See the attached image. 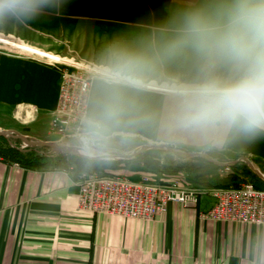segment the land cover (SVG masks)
Wrapping results in <instances>:
<instances>
[{
    "label": "crops",
    "instance_id": "0c3cea01",
    "mask_svg": "<svg viewBox=\"0 0 264 264\" xmlns=\"http://www.w3.org/2000/svg\"><path fill=\"white\" fill-rule=\"evenodd\" d=\"M0 25L1 34L16 35L39 50L59 56L75 52L107 68L118 63V47L112 43L118 42L119 35L143 43L150 37L149 33L118 30L113 42H105V34L96 31L91 34L92 46L89 33L83 31L80 40L79 33L71 32L74 28L57 27L55 30L61 31L49 43L28 39L13 21L0 18ZM155 30L150 27V31ZM157 30H162L159 40L151 35L146 44H134L128 51L137 52L133 57L150 58L151 65H165V72L154 75L149 66L139 80L185 83L196 79L200 68L192 57L160 55L174 30ZM104 44L107 47L103 51ZM91 49L88 54L86 50ZM32 55L0 51V129L46 141L53 137L49 122L57 106L58 72ZM123 94L128 99H121ZM113 104L125 108L135 130L129 135L213 157L224 155L225 160L244 156L264 170V134L250 142L219 146L210 138L177 126L173 118L177 97L173 93L113 85L95 78L87 96L88 128L99 123L102 132L114 134L118 116L110 119L106 115ZM76 182L72 173L52 166L30 167L0 159V264H264V224L200 218L213 205L210 196H203L193 208L168 203L153 220L143 221L77 209Z\"/></svg>",
    "mask_w": 264,
    "mask_h": 264
},
{
    "label": "clouds",
    "instance_id": "9594fccd",
    "mask_svg": "<svg viewBox=\"0 0 264 264\" xmlns=\"http://www.w3.org/2000/svg\"><path fill=\"white\" fill-rule=\"evenodd\" d=\"M40 0H0V18H25ZM160 55L190 56L200 73L175 89L178 127L225 146L264 134V0H202L177 15ZM152 60L129 57L104 73L113 85H134ZM107 118L119 115L110 105ZM99 136L102 125L91 124ZM87 143V140H85Z\"/></svg>",
    "mask_w": 264,
    "mask_h": 264
},
{
    "label": "rangeland",
    "instance_id": "374dc122",
    "mask_svg": "<svg viewBox=\"0 0 264 264\" xmlns=\"http://www.w3.org/2000/svg\"><path fill=\"white\" fill-rule=\"evenodd\" d=\"M201 2L202 0H40L38 8L30 16L20 19H16V18H2V19L4 20L6 19L7 22H11V21L15 22V24L19 27L20 31H22L24 36L26 35L29 37L28 39L33 38L35 40H39V41L42 40L43 42H49V43H52L55 35L61 31V30L59 31V29L55 30V28L57 27L64 30H66L67 28L68 29L74 28V30H72L71 32L79 33L80 40L83 39L82 38L83 31L89 33L90 35H88L89 38L87 39H88V43H91L92 46H94V38L91 36V34L96 31H102L105 34V39H104L105 42L108 40H111V42H113L112 37H114L115 33H118V30L123 32L137 31L143 33H149L148 35L150 37L146 41H144L145 43L136 39L130 40V37H126L127 40H124L122 39V35H119L118 42H113L112 46L115 45L116 47H118V51H119L118 62H120L121 60L126 59L127 56H131V57L137 56V55H132L133 53H137V52H132L131 50L130 52L128 51V49H130L131 46H133L134 44H141V43L146 44L147 41L152 37L151 35H153V38L156 39V41L159 40L162 30H157V28L174 30L177 15L185 9L199 5ZM1 26L2 25H0V28ZM150 27L151 28L156 27V30L152 32L150 31ZM2 34L8 36V33L4 32ZM12 37L13 40L15 41L18 40L16 35H13ZM144 39L145 38H143V40ZM105 47H107L106 44H104L103 51L106 50ZM121 50L125 51L124 55L121 53ZM0 51L7 52L10 54L20 53V51L17 50L12 45H6V44H0ZM86 51L88 52V54H91L93 49ZM44 53H48V52H44ZM20 54L26 55L25 53H20ZM27 55L30 56L29 54ZM61 57H70V56H61ZM84 62L90 63L88 61H84ZM96 66H102V65H96ZM150 66L153 67L152 73L154 75L157 74L163 75V73L165 72L164 71L165 65H159L158 63H156L155 65H150ZM174 67L176 68V66ZM148 82H143V84L141 85H136V84L134 85L142 88L143 90H150L161 93L165 92L157 89L155 90L148 88L147 85H145ZM169 83L178 84L183 82L178 81V82H169ZM120 98L128 99V95L127 94L120 95ZM124 110L121 107L119 108L118 130L117 131L113 130L114 134L110 135L101 132V134L97 136L99 139L98 142L99 144L93 147L95 151L106 152L116 156L120 154H129L132 151L137 150L140 146L146 143L149 144L160 143L158 141L150 142L146 138L140 136L129 135V133H135V130L132 124L130 123V121L127 119V114L125 112L126 110L125 111ZM3 139L11 147L20 149L23 146V143L17 139H12V138H8V139L3 138ZM46 141L55 142L56 138L53 136ZM56 143L66 147H75L76 149L80 147L78 142L74 139L72 140L64 139ZM168 145H170L174 150L179 152H200V151L185 150L176 144H168ZM29 149L37 150L39 153L41 152L46 156L62 154V153H56L54 150L46 147H26L21 151H25ZM158 150H160L159 153L160 158L164 164L170 165L172 166V168L176 164H184L186 167L191 168L192 171L191 172L184 170L176 171L174 175L167 177H162V175H159L161 177H158V175L155 174L142 172L140 171L141 168H139L137 165L130 163L116 170L107 169V168L101 170H82L78 172L77 179H80L81 174L85 171L87 172L97 171L101 174L119 175L131 179H138L142 174H145L157 181L159 180L164 181L165 179L176 178L178 181L188 185L189 187L213 188V187H218L217 184L227 180L226 176L230 172V167L234 165L231 164V165L219 166L210 162L212 163L213 166L212 165L209 166L198 162L197 158H201L199 156L175 157L174 155L163 149H158ZM96 153L97 152H95V154ZM62 155H65L67 157L74 156L70 154H62ZM75 157H79V156H75ZM208 157L214 160L215 162H221V163L232 162L233 160H235L234 158L231 160H225L226 157L224 155H220V156L218 155L216 157L208 155ZM79 158L87 159L84 157H79ZM0 159H4V158L0 156ZM88 160L98 161L95 159H88ZM108 160H123V159H108ZM125 160H130V159H125ZM251 163L255 168L258 169L257 164L253 162ZM235 164H243L247 169H249L247 165L244 164L243 162H237ZM68 167H71L72 170L69 171ZM68 167L66 169H61V170L65 172H70L73 175V173H75L74 172L75 169L73 168L74 166L68 165ZM226 167H228V170L225 169ZM241 168L237 169L236 171L237 173L240 174V178H241L239 186L244 183H251L255 187L261 186L263 188L264 183L261 184L258 183L257 180L251 178ZM260 169L258 170L262 174H264V170L263 169L260 170ZM185 172L188 174V176L185 175L186 174ZM254 176L256 175L254 174ZM261 181L264 182V180ZM222 188H235V187H222Z\"/></svg>",
    "mask_w": 264,
    "mask_h": 264
},
{
    "label": "built area",
    "instance_id": "2783aa9c",
    "mask_svg": "<svg viewBox=\"0 0 264 264\" xmlns=\"http://www.w3.org/2000/svg\"><path fill=\"white\" fill-rule=\"evenodd\" d=\"M81 58L77 53L70 60L48 62L58 72L57 106L51 114L49 132L55 142L74 139L80 147L90 149L89 156L109 153L95 151L97 136L88 128L87 96L92 80L105 79L84 71H75L71 59ZM81 61H87L81 58ZM95 67L96 64H93ZM101 68V67H100ZM87 140V143H85ZM225 169L228 170V167ZM68 170H72L68 167ZM77 209L92 214H106L120 218L152 220L166 210L168 203H177L184 208L195 207L203 196H210L212 207L200 218L211 221H227L238 224H264V189L251 183L235 188H195L181 183L176 178L157 181L142 174L138 179L125 176L101 174L97 171L83 172L77 179Z\"/></svg>",
    "mask_w": 264,
    "mask_h": 264
},
{
    "label": "trees",
    "instance_id": "16d2710c",
    "mask_svg": "<svg viewBox=\"0 0 264 264\" xmlns=\"http://www.w3.org/2000/svg\"><path fill=\"white\" fill-rule=\"evenodd\" d=\"M0 156L10 162H17L30 167H44L52 166L57 169H66L68 165H73L75 173L72 177L77 178L78 172L82 170H101L104 168L116 170L127 164H134L141 168L140 171L150 174L162 175L167 177L174 175L176 171H188L192 169L186 167L184 164H176L173 168L170 165H166L160 158V150L152 149L147 150L141 154L136 155L130 160H98L92 161L88 159H82L75 156H65L57 154L53 156H46L43 153H39L37 150L29 149L21 151L17 148L11 147L8 143L0 137ZM197 161L204 165L211 166L212 163L206 161L203 158H197ZM213 166V165H212ZM242 167V168H241ZM241 168L247 175L258 181V183H264L259 180L254 174L247 169L243 164H234L230 167V172L227 174V180L217 184L218 187H238L240 184V174L237 173V169ZM260 189H264L261 186H256Z\"/></svg>",
    "mask_w": 264,
    "mask_h": 264
},
{
    "label": "water",
    "instance_id": "95a60500",
    "mask_svg": "<svg viewBox=\"0 0 264 264\" xmlns=\"http://www.w3.org/2000/svg\"><path fill=\"white\" fill-rule=\"evenodd\" d=\"M0 136L8 139H17L23 143V146L19 150H23L26 147H46L54 150L56 153H62V154H70L74 156H79V157H84L87 159H103V160H108V159H132L134 158L137 154L145 152L147 150H152V149H163L175 157H187V156H199L203 159H205L208 162H212L216 165L219 166H224V165H231L235 164L237 162H243L244 164L247 165V167L255 174L259 179L264 180V174H262L257 168H255L250 160H248L246 157H238L232 162H226V163H221V162H215L214 160L210 159L208 155H206L203 152H179L174 150L170 145L165 144V143H156V144H149L146 143L142 146H140L137 150L132 151L129 154H120V155H112V154H106V155H96V156H89V155H83L79 154L77 152L71 151L67 149L66 146L57 144L56 142H48V141H40V140H32L29 139L25 136H22L14 131L11 130H2L0 129Z\"/></svg>",
    "mask_w": 264,
    "mask_h": 264
},
{
    "label": "bare ground",
    "instance_id": "6f19581e",
    "mask_svg": "<svg viewBox=\"0 0 264 264\" xmlns=\"http://www.w3.org/2000/svg\"><path fill=\"white\" fill-rule=\"evenodd\" d=\"M0 44H6V45H12L13 47H15L17 50L20 51V53H25L27 54H34L36 56H38L40 59H43L45 61L48 62H63V60H70V57H61L59 55L56 54H52V53H44L43 51L39 50L36 47H32L29 44L21 41V40H13V37L11 36H5L3 34L0 33ZM71 67L72 69H74L75 71H84L87 73H92V75L95 76H104L105 71L108 69L106 66H97L95 67L92 63H86L84 61H81L80 58H73L71 59ZM101 67V68H100ZM184 83V82H183ZM136 85H141L143 84L142 81H137L135 83ZM182 83H159L156 81H150L148 83H146L145 85H147L148 88L151 89H157L160 91H165L168 93H175V89L176 87ZM67 149L77 152L79 154H83V155H92L93 152L90 149H85V148H75V147H67ZM98 154V153H96Z\"/></svg>",
    "mask_w": 264,
    "mask_h": 264
}]
</instances>
